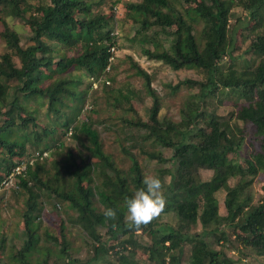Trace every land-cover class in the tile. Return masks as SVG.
<instances>
[{
    "label": "trees",
    "instance_id": "1",
    "mask_svg": "<svg viewBox=\"0 0 264 264\" xmlns=\"http://www.w3.org/2000/svg\"><path fill=\"white\" fill-rule=\"evenodd\" d=\"M126 1L131 40L138 43L148 60L174 71L197 70L202 76L201 80L187 79L173 87L174 91L181 86L197 90L185 100L178 122L159 118L161 105L150 88V76L135 63L134 74L144 79L152 99L148 120L136 117L129 93L112 94L116 107L125 106L126 112L135 116L123 118L126 125L145 131L143 141L171 152L167 162L174 172L170 173L165 206L159 215H172L177 225L155 217L146 224L130 225L125 201L144 186L142 168L128 152V169L116 165L104 152L92 118L81 117L92 82H100L113 68L110 59L114 54L110 49L118 48L119 36L113 12L94 13L91 0H37L36 5L29 0H0V40L4 46L0 54V109L7 120L0 127V149L7 156L0 161L6 164L0 172L12 174L32 149L39 153L59 152L62 156L48 169L44 168L47 158L34 159L15 175L17 190L24 193V211L20 215L24 228L22 245L11 258L17 264H31V257L38 255L42 258L36 264H49L51 257L53 264L76 261L67 251L62 223L58 236L46 229L39 232L40 213L46 201L53 199L56 209L64 207L73 212V223L90 241L93 254L85 264L108 256L111 244L103 242V236H109L113 246L118 247L111 264H181L186 244L191 251L203 254L198 264H235L207 241L213 235L217 241L226 239L222 230L208 229L220 216L219 206L214 187L201 181L200 170L212 171L215 178L222 180L238 179L226 191L223 226L247 238L249 248L264 257V197L253 203L247 194L253 178L264 173V0ZM237 7L245 13L244 18H235L233 9ZM231 18H235L232 26ZM9 20H19L28 27L30 45H21ZM198 25L201 28L197 35ZM241 30H249L253 36L251 41L247 38L252 64L246 62L239 70L231 65L223 70L220 63L225 57L231 63L235 60L232 51ZM159 34L163 38H158ZM85 79L91 82L83 88ZM225 91L243 102L226 117H205L207 100ZM42 109L45 125L37 129ZM205 120L203 128L200 123ZM237 122L250 127V138L258 146H253L242 163L231 157L242 150L246 135ZM67 133L69 141H75L82 153L74 154L66 146L61 137ZM26 145H30L27 152L23 150ZM141 152L158 161L157 155ZM3 177L0 174V181ZM106 207L116 210L114 219L103 216ZM198 223L199 234L191 231ZM138 232L148 238L147 243L138 241ZM44 243L56 247V255Z\"/></svg>",
    "mask_w": 264,
    "mask_h": 264
},
{
    "label": "rangeland",
    "instance_id": "2",
    "mask_svg": "<svg viewBox=\"0 0 264 264\" xmlns=\"http://www.w3.org/2000/svg\"><path fill=\"white\" fill-rule=\"evenodd\" d=\"M88 1V0H87ZM92 11L94 13L101 12L104 15H110L113 12L114 19L117 20L118 26L116 25L117 38V49L112 48L113 51V68L109 70L107 76H102L100 82H92L91 89L87 90V97L84 104V110L82 118L84 116H90L95 123V128L98 130L100 139L103 143V150L107 153L112 160L120 168L128 169L130 162L128 160L126 152L133 154L138 164L142 168L143 174L158 176L162 181L163 194L167 193L168 184L171 182L170 173L174 170L173 166L168 163L170 158L169 149H161L142 140L145 131H137L126 125L123 118H134V114L131 111H127L125 106H117L113 103L112 96L116 95L118 91L126 95L130 94L131 106L136 111L137 118L139 117L142 121L148 120V110L152 106V99L147 94L144 79L134 74L132 64L135 63L141 69H143L150 76V88L154 90L160 101V119H170L173 122L179 121V111L181 110L185 100L189 95L195 94L197 90H190L185 86L179 87L177 90H173V87L178 83L190 79V80H201V74L197 70L193 69H182L178 71L172 70L170 67L156 61L148 60L141 52L138 43L131 40L133 36L132 23L126 18V0H91ZM32 4H37V0H29ZM117 2V3H116ZM99 3V5H97ZM235 18H244L245 13L239 8L233 9ZM235 18H231L230 25L235 23ZM8 24L10 28H13L18 32L21 45L23 47L30 45L28 41L29 29L19 20H9ZM201 28L198 25L196 28V34ZM165 32H170L169 29H164ZM2 26L0 24V32ZM158 38H163L159 34ZM253 39L249 30H241L236 34V40L232 55L234 57L233 63L229 61V58L225 57L220 67L225 70L229 66H233L237 70L245 66V63L252 64L250 54L247 53V48ZM4 51L3 43L0 40V54ZM106 80V81H104ZM107 80H111L110 82ZM88 82L91 79H85L83 88H86ZM104 84L108 88H104L101 84ZM109 83V84H108ZM107 90V91H106ZM113 92V93H112ZM113 94V95H112ZM243 102L242 99L237 98L225 91L224 93H218L207 100V103L203 107L205 117L216 115L220 117H226L231 112L236 110L238 104ZM91 110V111H89ZM4 110L0 109V127L3 128L7 124L6 117L3 115ZM44 109L41 110L38 115L35 128H41L45 125V118L43 117ZM205 121L200 123V126L205 128ZM240 128L245 130V138L243 142V148L235 156H231L237 159L240 163L243 162L244 158L247 157L253 150V146L257 144L250 138V127L244 125L242 122L236 123ZM247 129V130H246ZM69 133L66 136L61 137L66 141V146L74 153H82L80 148L75 141H69ZM59 137L56 138V140ZM134 145V147L132 146ZM30 145H26V150ZM18 150V149H16ZM22 150V151H23ZM19 151V150H18ZM20 151V152H22ZM148 152L158 156V161L150 159L147 154L142 153ZM47 161L45 169L51 167L52 163L56 160H61V154L59 152L52 153L46 151ZM36 152L32 149L27 152L25 158L20 159L21 167L25 166L26 163L33 162L35 159ZM6 155L5 151L0 149V161ZM84 155V154H83ZM7 157V156H5ZM14 162H17L16 158H13ZM5 163V162H0ZM6 164H0L1 168L5 167ZM164 171V172H163ZM174 172V171H173ZM5 172H0L3 179L0 181L11 180L8 184L0 185V264H17L12 258V253L16 252L22 245L23 238V221L21 214L24 211L23 206V192L17 190L15 176L12 178L11 175L5 176ZM199 177L203 182H210V185L214 187V196L219 206V218L216 222L212 223L208 229L217 230L224 233L226 240L217 239L213 236H209L208 240L211 242V247L215 250H222L235 264H264V257L258 255L255 251L249 248L248 240L245 237H241L238 234L232 233L231 229L223 226L222 221L225 215V198L226 191L228 188H232L237 184L238 179H218L213 176L212 171L200 170ZM182 188V187H181ZM247 194L251 197L253 203L258 202L264 197V173L257 174L253 178L250 187L247 189ZM46 201V200H44ZM56 202L53 199H48L45 203V207L40 213V221L42 222L39 230L40 234L46 229L52 236H58V227L62 224L65 227L64 233L67 241V251L73 261L71 264H85L87 259L92 256V248L89 239L84 235L82 230L73 223L74 217L73 212L66 211V208L62 209L55 208ZM157 218L161 222L169 223L173 226L177 225V221L172 215H158ZM128 221V220H127ZM62 223V224H61ZM61 224V225H60ZM197 234L201 232V226L198 223L191 230ZM104 234V233H103ZM43 236V235H42ZM41 236V237H42ZM137 239L141 243H147L148 238L142 235L140 232L137 233ZM219 236V233L217 234ZM103 242L111 244L108 247V256H101L98 260L92 261L91 264H111L114 260L113 252L118 247L113 246L112 240L109 236H103ZM44 239V237H42ZM44 246H48L51 250L50 253L56 255V247H53L50 243H44ZM184 252L181 260V264H198L203 258V254L191 251L190 245H184ZM44 251V249H43ZM139 255V253H137ZM143 256H141L142 258ZM42 256L38 255L31 257V264H36ZM54 257L49 259V264H53ZM58 264V263H57Z\"/></svg>",
    "mask_w": 264,
    "mask_h": 264
},
{
    "label": "clouds",
    "instance_id": "3",
    "mask_svg": "<svg viewBox=\"0 0 264 264\" xmlns=\"http://www.w3.org/2000/svg\"><path fill=\"white\" fill-rule=\"evenodd\" d=\"M143 185L125 201L126 219L131 226L150 222L161 213L165 206L162 181L158 176H145ZM116 215L117 212L112 207H106L103 210V216L107 219H114Z\"/></svg>",
    "mask_w": 264,
    "mask_h": 264
},
{
    "label": "built area",
    "instance_id": "4",
    "mask_svg": "<svg viewBox=\"0 0 264 264\" xmlns=\"http://www.w3.org/2000/svg\"><path fill=\"white\" fill-rule=\"evenodd\" d=\"M111 51H113V49H111ZM110 60H112V58ZM46 157H47V153L46 152H42V153L36 152V154H35V159L43 160ZM30 163H32V162H30ZM20 166L15 168L14 172L12 174H10L11 175L10 177L13 178L16 174H20L21 170H23L25 168V166H23L21 168H20ZM10 181H12V179L8 180L7 182L4 180V181H2L0 183V185L8 184Z\"/></svg>",
    "mask_w": 264,
    "mask_h": 264
}]
</instances>
